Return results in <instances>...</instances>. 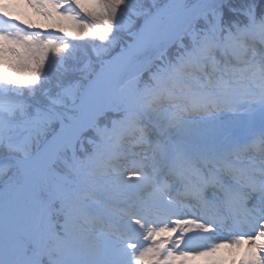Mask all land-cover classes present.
<instances>
[{
	"label": "snow or ice",
	"instance_id": "6c2138e0",
	"mask_svg": "<svg viewBox=\"0 0 264 264\" xmlns=\"http://www.w3.org/2000/svg\"><path fill=\"white\" fill-rule=\"evenodd\" d=\"M0 264H264V0H0Z\"/></svg>",
	"mask_w": 264,
	"mask_h": 264
},
{
	"label": "rangeland",
	"instance_id": "374dc122",
	"mask_svg": "<svg viewBox=\"0 0 264 264\" xmlns=\"http://www.w3.org/2000/svg\"><path fill=\"white\" fill-rule=\"evenodd\" d=\"M21 11H22V12H28V13L31 14V10H29V9H27V8H22ZM32 18H33L34 20L38 21V22H39L40 19H41V18L35 16L34 14H32Z\"/></svg>",
	"mask_w": 264,
	"mask_h": 264
}]
</instances>
